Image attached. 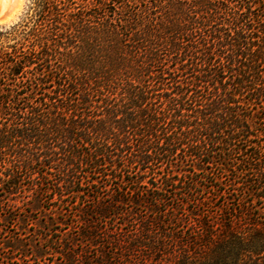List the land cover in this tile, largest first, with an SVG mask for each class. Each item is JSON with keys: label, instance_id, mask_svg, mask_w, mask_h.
Here are the masks:
<instances>
[{"label": "trees", "instance_id": "1", "mask_svg": "<svg viewBox=\"0 0 264 264\" xmlns=\"http://www.w3.org/2000/svg\"><path fill=\"white\" fill-rule=\"evenodd\" d=\"M0 221V264H264V0H30Z\"/></svg>", "mask_w": 264, "mask_h": 264}, {"label": "rangeland", "instance_id": "2", "mask_svg": "<svg viewBox=\"0 0 264 264\" xmlns=\"http://www.w3.org/2000/svg\"><path fill=\"white\" fill-rule=\"evenodd\" d=\"M29 3H30V0H21L20 7L15 14L16 16L14 15L12 18L7 19L6 18L7 8L4 5V0H0V30L9 29L14 24H17L18 22H20L22 20V18L24 17L27 9H28ZM10 42L12 43V41H10ZM28 218L30 219L29 220L30 222H38L37 225L34 223L33 224L34 226L31 227V229L40 231L41 229L38 226V224H39V222H41V212L33 211ZM9 221H13V219L9 218V220H7V221H4V222L2 221V223L7 224L6 226H4V225L3 226L6 227L8 231L11 229V232H13L14 230H12V229L15 228L16 226L14 224H12V222H9ZM5 232H6V230H5ZM263 258H264L263 256H260V257H258V260L262 261Z\"/></svg>", "mask_w": 264, "mask_h": 264}, {"label": "bare ground", "instance_id": "3", "mask_svg": "<svg viewBox=\"0 0 264 264\" xmlns=\"http://www.w3.org/2000/svg\"><path fill=\"white\" fill-rule=\"evenodd\" d=\"M20 4H21V0H4V5L7 8V14H6L7 19L12 18L16 14L17 10L20 7Z\"/></svg>", "mask_w": 264, "mask_h": 264}]
</instances>
